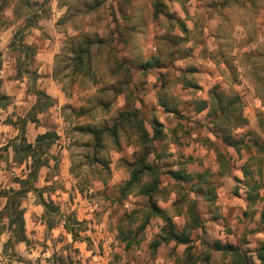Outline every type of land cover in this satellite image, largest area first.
Listing matches in <instances>:
<instances>
[{
    "label": "clouds",
    "instance_id": "obj_1",
    "mask_svg": "<svg viewBox=\"0 0 264 264\" xmlns=\"http://www.w3.org/2000/svg\"><path fill=\"white\" fill-rule=\"evenodd\" d=\"M0 264H264V0H0Z\"/></svg>",
    "mask_w": 264,
    "mask_h": 264
}]
</instances>
